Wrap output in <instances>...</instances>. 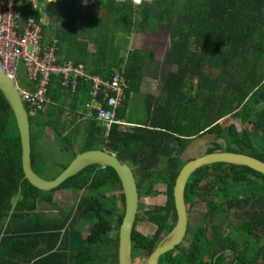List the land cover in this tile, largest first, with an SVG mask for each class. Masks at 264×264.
<instances>
[{"label": "trees", "instance_id": "trees-1", "mask_svg": "<svg viewBox=\"0 0 264 264\" xmlns=\"http://www.w3.org/2000/svg\"><path fill=\"white\" fill-rule=\"evenodd\" d=\"M38 1L45 8L27 10L21 19L41 21L42 43L56 39L59 62L82 63L105 79L123 70L129 88L116 118L134 126L113 124L105 136L96 113H86L91 84L78 79L74 88L63 87L52 76L49 102L29 117L32 168L53 180L76 153L68 163L54 157L73 147L105 150L129 164L139 198L132 259H147L175 225L173 186L193 140L211 135L205 153H239L264 163V0H145L139 7L132 0ZM154 34L165 36L163 63L175 70L160 72L163 96H144L139 121L126 111L156 51L130 45L128 37ZM46 129L58 153L40 150ZM70 192L83 194L60 213L54 197ZM184 201L201 222L188 224V244L161 255L158 264H264L263 175L242 165H207L189 177ZM46 207L59 213H43ZM123 214L121 183L110 167H86L51 191L31 186L14 115L0 93V264H118ZM82 222L88 225L79 231Z\"/></svg>", "mask_w": 264, "mask_h": 264}, {"label": "built area", "instance_id": "built-area-1", "mask_svg": "<svg viewBox=\"0 0 264 264\" xmlns=\"http://www.w3.org/2000/svg\"><path fill=\"white\" fill-rule=\"evenodd\" d=\"M28 3L30 12H37L45 3L38 0H0V63L5 75L14 81L28 117L36 115L49 102L47 89L50 78L57 76L63 87L76 86L78 79L91 84L88 114L96 113V120L104 127L105 136L113 124L126 127L116 118L117 110L128 91L129 84L123 70H115L110 78L90 75L82 63L59 62L57 41L43 45L41 21L29 16L20 19V8ZM24 75V83L21 79Z\"/></svg>", "mask_w": 264, "mask_h": 264}, {"label": "water", "instance_id": "water-1", "mask_svg": "<svg viewBox=\"0 0 264 264\" xmlns=\"http://www.w3.org/2000/svg\"><path fill=\"white\" fill-rule=\"evenodd\" d=\"M0 93L9 104L16 123L21 147V167L28 183L41 190L51 191L59 187L68 178L75 176L89 166L110 167L117 174L124 197V214L118 230V264H134L132 259L131 235L138 210L136 180L131 166L121 163L114 154L105 150H89L77 154L66 168L53 180H44L32 168L29 117L22 104L17 84L10 80L0 63ZM189 145L183 151L185 154ZM216 163L242 165L264 176V163L248 155L233 152L204 153L187 161L180 169L173 186V201L176 222L173 229L159 242L146 259L145 264H158L161 255L183 243L188 225V213L184 201V190L189 177L197 169Z\"/></svg>", "mask_w": 264, "mask_h": 264}, {"label": "rangeland", "instance_id": "rangeland-1", "mask_svg": "<svg viewBox=\"0 0 264 264\" xmlns=\"http://www.w3.org/2000/svg\"><path fill=\"white\" fill-rule=\"evenodd\" d=\"M26 4V5H25ZM23 6L20 8V19L21 16L28 10V4L25 3ZM22 22L24 20L21 19ZM142 44H146L148 46H151L152 48L155 49L157 52V59H159V63L161 64L162 71H174L175 67H171L168 64L161 63L164 60V47H162V42L165 40V36H159V35H144L142 36ZM159 80V77H158ZM158 89V88H157ZM156 91V95H160V89ZM153 90V89H152ZM154 91V90H153ZM152 91V92H153ZM154 93V92H153ZM136 104H134L131 108V112L129 113L131 118L137 117L138 120H143L145 117V110H144V95L138 93V95L135 97ZM232 121L236 124V127L238 130L241 129L240 124L238 123V120L232 119ZM45 144L41 143L46 148V151L49 152V150H55L56 153H58V146L56 145V142L54 141L53 135L50 132V130H47V135L45 136ZM213 141V137L211 135H204L202 138H198L193 140L188 147V150L185 154H182V158L184 160H190L195 157L201 156L206 152V149L209 147V144ZM76 145V144H75ZM76 150V147H73L69 149L68 152H63V155H61V159H57L54 157L55 162L60 163V162H65L68 163V160L73 153V151ZM62 160V161H60ZM83 193H61L59 195H56L54 197V201L56 205L58 206L60 213L63 211H68L71 210L72 208L75 207L76 203L78 202V199ZM43 213L46 214H58L57 210L53 208L46 207V210L42 211ZM202 217L198 213H188V224L189 225H198L201 222ZM87 225L85 222L78 223L76 225L77 230H86ZM264 236V231L260 234ZM190 236L187 235L185 236V239L183 240V244L187 245L189 242ZM146 259L144 258H139L137 257L134 259L133 263L134 264H145Z\"/></svg>", "mask_w": 264, "mask_h": 264}, {"label": "crops", "instance_id": "crops-1", "mask_svg": "<svg viewBox=\"0 0 264 264\" xmlns=\"http://www.w3.org/2000/svg\"><path fill=\"white\" fill-rule=\"evenodd\" d=\"M28 4V3H27ZM45 6H46V4L44 5V7H42V8H40V9H44L45 8ZM39 9V10H40ZM28 10L30 11V8H29V4H28ZM140 40V41H139ZM128 41H130V45H131V43L133 44V43H136L135 44V47H137V48H141L140 47V44H142V36H140V37H137L136 39H133V37H128ZM134 41V42H133ZM137 41H139V42H137ZM129 44V43H128ZM127 44V47L129 48V45ZM158 57H157V52H155V54H154V60L153 61H151V63H149V66L148 67H146L144 70H145V76L143 77V79H142V82H141V87H140V94H143L144 96L145 95H156V89L158 88L159 89V87L157 86V84H158V77H159V74H160V72L162 71V67H161V64L158 62L159 61V59H157ZM164 62V60L161 62V63H163ZM113 71H115V70H113ZM21 79H22V82L24 83L25 81H24V75H22L21 74ZM154 91H153V90ZM157 89V90H158ZM154 93H153V92ZM160 94H161V96H163L162 95V93L160 92ZM138 94H135L134 95V97L131 99V104H130V106L127 108V111H126V113H127V115L129 116V113L131 112V108H132V106H133V104H136V102L137 101H135V97L137 96ZM86 113H87V111H86ZM87 115H89L88 113H87ZM123 122L125 123V125H126V127H131V126H134L133 124H128V123H126L127 121L126 120H123ZM47 130L48 129H46L45 130V136L47 135ZM51 132V131H50ZM52 133V132H51ZM40 150L42 151V152H46V149H43V147H41V145H40ZM79 150L78 149H76L75 151H73V152H75L76 153V155L77 154H79V152H78Z\"/></svg>", "mask_w": 264, "mask_h": 264}, {"label": "clouds", "instance_id": "clouds-1", "mask_svg": "<svg viewBox=\"0 0 264 264\" xmlns=\"http://www.w3.org/2000/svg\"><path fill=\"white\" fill-rule=\"evenodd\" d=\"M123 2H124V0H116L117 4H121ZM144 2H145V0H132V4L134 7H139V6L143 5ZM147 2L150 4L152 2V0H147Z\"/></svg>", "mask_w": 264, "mask_h": 264}]
</instances>
